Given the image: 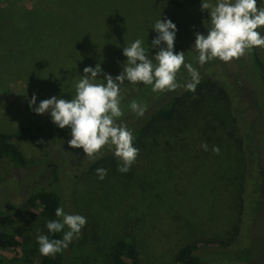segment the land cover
<instances>
[{
  "label": "rangeland",
  "instance_id": "rangeland-1",
  "mask_svg": "<svg viewBox=\"0 0 264 264\" xmlns=\"http://www.w3.org/2000/svg\"><path fill=\"white\" fill-rule=\"evenodd\" d=\"M209 2L215 4L216 0ZM257 2L264 7V0ZM201 3L202 0H186L180 9L171 0H0V131L14 136L21 128L36 130L42 126L51 115H38L29 107L33 94L34 107L52 96L71 99L85 67L95 68L99 63L103 73L115 78L127 60L123 48L136 39L150 50L151 59L158 51L150 47L157 35L152 27L159 18L170 19L178 29L174 51L185 52L186 63L199 73L208 69L212 77L211 73L219 70L239 92L260 127L254 135L256 149L249 143L255 153L254 172L248 181L251 184L240 228L236 220L238 205H232L235 196L228 189L229 157L206 155L194 163L186 160L184 168L182 164L173 172L172 161L177 158H172L174 152H167L152 200L156 206L165 204L163 182H172L170 195L178 209L172 213L178 212L180 241L161 247L159 256L143 264H173L176 250L192 246L197 248L195 253L201 264H264V90L249 51L230 62L215 58L199 65L198 53L193 49L195 33L207 35L211 27L209 12L201 11ZM258 30L264 35V27ZM258 51L264 63V47H258ZM189 76L182 68L177 80L181 83ZM97 78L96 82L105 80L103 74ZM120 87L124 116L119 122L136 115L129 108L133 99L148 106L163 93L127 80ZM218 117L208 126L219 128L223 121L228 122V118ZM70 139L71 130L63 139L39 133L32 140L16 139L25 154L36 161L28 169L16 170L8 161L0 160V264H40L43 255L32 251L30 239L34 234L48 236L49 231L36 218L39 210L29 203L35 192H70L74 214L86 217L79 238L66 248L67 264H105L112 247L113 214L125 202L123 209L127 214H135V209L140 208L134 200L136 184L131 172L118 171V158L104 162V182L90 184L87 166L81 161L86 154L82 148L70 147ZM154 156L157 155L151 157ZM150 158L147 163L153 168L159 161ZM237 164L242 166L243 162ZM54 173H58L56 185L52 183ZM241 180L237 178V182ZM164 213L163 229L167 230V218L175 222L177 217ZM159 236L161 239V233Z\"/></svg>",
  "mask_w": 264,
  "mask_h": 264
},
{
  "label": "trees",
  "instance_id": "trees-1",
  "mask_svg": "<svg viewBox=\"0 0 264 264\" xmlns=\"http://www.w3.org/2000/svg\"><path fill=\"white\" fill-rule=\"evenodd\" d=\"M185 1L171 0V3L183 9ZM248 53L264 90V63L260 59L258 47H253ZM210 69L213 70L212 67ZM207 70L200 71V82L194 92L184 87L191 81L189 76L180 83V88L163 92L160 97L151 102L142 117L135 115L123 121L133 131L134 146L139 149V155L129 171L136 184L137 198L134 200L138 205L140 204V208L135 209V214H127L123 209L127 206V202H125L122 205L123 208H118L113 214L110 224L112 247L106 256L105 264H143V262H148L151 258L159 256L161 247L165 245L171 247L174 243H179L178 212L172 213V211L178 210L175 206L174 196L170 195L174 188L172 182L168 180L163 182L164 194L167 198L165 204L163 202L156 206L152 200L159 169L162 168V163L167 161L164 160L167 152H174L172 158H177L172 161L173 172L178 171L182 164V168H184L186 160L194 163L206 155H210L211 158L226 154L229 157L228 189L234 192V204L232 205H238L239 216L236 217V220L237 226L240 228L245 210L244 202L247 189L251 184L248 181L251 180V175L254 172L252 169L255 156L253 148L256 149L254 135L260 125L258 120L249 113L246 104L242 103L239 92L228 79L217 69H215L216 72L211 73L212 77ZM219 115L222 119L228 118V122L223 121L219 128L208 126V123L218 121ZM36 133L44 134L49 138L63 139L70 134V129L68 127L61 129L51 119H48L36 130L24 127L19 129L14 136L0 131V160L8 161L16 170L34 166L36 161L29 158L15 140H32ZM204 138L207 139V142L201 141ZM204 143L208 145V151L202 148L201 145ZM249 143L253 145L252 150L249 149ZM214 146L219 147V154L212 151ZM152 155L157 156L151 157ZM112 158H116L114 152L107 147L104 148L99 159H89L86 155L82 158L81 161L87 166L86 176L90 184L101 183L97 169L105 168L104 162ZM147 158L150 160L155 158L154 161L158 160L159 162L153 164L155 166L151 168L147 163ZM231 160L235 161L232 165ZM237 161H242L243 165L238 166ZM238 177L242 179L240 183L237 182ZM103 180L102 182H104ZM147 181H149L148 185H146ZM52 183L58 184V173L53 174ZM29 203L33 209L39 210L36 218L40 220L42 226H46L48 221L62 219L55 215L57 207L62 206L66 214L75 212L71 194L67 191L41 190L30 197ZM179 210L184 212L181 208ZM163 212L165 215L170 214L177 217L175 222L173 219L167 218V230L163 229L166 227V224H163ZM188 224L187 219L185 225ZM67 231L68 228L65 226L60 233L49 232L48 237L62 239L64 232ZM160 233L161 239H159ZM37 236L34 234L30 239V247L34 253L39 252ZM148 240L149 242L145 246L142 245L144 241ZM196 249L192 246L176 250L173 264H201L195 253ZM67 260V251L64 249L54 257L42 256L40 264H67Z\"/></svg>",
  "mask_w": 264,
  "mask_h": 264
},
{
  "label": "clouds",
  "instance_id": "clouds-1",
  "mask_svg": "<svg viewBox=\"0 0 264 264\" xmlns=\"http://www.w3.org/2000/svg\"><path fill=\"white\" fill-rule=\"evenodd\" d=\"M204 10L209 12L211 27L207 35L195 33L193 49L198 53L199 65L203 66L215 58L230 62L240 59L253 47H264V35L258 30L264 27V7H259L257 0H216L215 4L202 0L201 11ZM152 29L157 35L150 47L158 48V51L151 59L143 41L136 39L123 48L127 60L122 72L115 78L103 73L98 63L95 68L83 69L84 75L76 82L75 95L71 99L52 96L40 101L36 107L35 94L29 100V107L36 114L50 112L55 125L61 129L70 128L69 146L82 148L89 159H99L105 147L113 150L114 156L121 162L118 167L121 173H127L139 155V149L134 146L133 131L119 122L124 116L120 86L125 80L151 86L153 92L174 91L181 87L177 77L184 68L191 77V81L184 85L187 90L194 92L200 82L198 70L186 63L185 52L174 51L177 26L170 19L159 18ZM162 44L166 47H161ZM98 74H103L106 82H96ZM129 108L142 117L147 105L133 99ZM201 146L208 150L206 143ZM212 151L219 154L220 150L214 146ZM97 174L103 180L107 170L99 168ZM55 215L62 219L48 221V231L60 233L65 226L68 231L64 232L62 239L38 235L39 252L43 256L54 257L62 252L74 238H79L87 223L86 217L66 214L62 206L55 209Z\"/></svg>",
  "mask_w": 264,
  "mask_h": 264
}]
</instances>
